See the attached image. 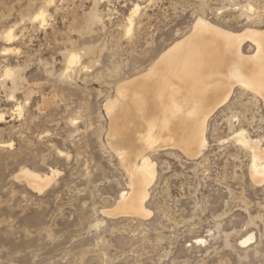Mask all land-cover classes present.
I'll return each instance as SVG.
<instances>
[{
    "label": "rangeland",
    "instance_id": "1",
    "mask_svg": "<svg viewBox=\"0 0 264 264\" xmlns=\"http://www.w3.org/2000/svg\"><path fill=\"white\" fill-rule=\"evenodd\" d=\"M198 18L264 30V0H0V264H264V184L249 173L264 106L240 87L207 120L197 158L147 152L150 217L103 213L128 191L104 105ZM24 168L58 175L38 193L15 179Z\"/></svg>",
    "mask_w": 264,
    "mask_h": 264
},
{
    "label": "bare ground",
    "instance_id": "2",
    "mask_svg": "<svg viewBox=\"0 0 264 264\" xmlns=\"http://www.w3.org/2000/svg\"><path fill=\"white\" fill-rule=\"evenodd\" d=\"M245 42L254 47L252 55H244ZM76 58L70 56L69 63ZM236 87L258 96L264 106V30L233 33L203 18L196 19L189 34L165 49L144 72L120 83L116 89L119 101H107L104 108L120 144L114 151L125 164L128 191L119 193L115 207L103 213L111 218L150 217L145 204L156 172L149 151L176 148L197 158L206 142L207 120L226 104ZM125 102L143 121V134L132 132ZM133 142L138 143L137 150L130 148ZM250 146V177L264 184V148L257 142ZM56 175L55 170L40 175L24 168L15 179L40 193ZM252 239L250 235L240 244L247 245Z\"/></svg>",
    "mask_w": 264,
    "mask_h": 264
}]
</instances>
